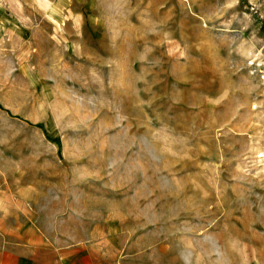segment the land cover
I'll list each match as a JSON object with an SVG mask.
<instances>
[{
	"label": "rangeland",
	"instance_id": "obj_1",
	"mask_svg": "<svg viewBox=\"0 0 264 264\" xmlns=\"http://www.w3.org/2000/svg\"><path fill=\"white\" fill-rule=\"evenodd\" d=\"M31 232L264 264V0H0V264Z\"/></svg>",
	"mask_w": 264,
	"mask_h": 264
},
{
	"label": "crops",
	"instance_id": "obj_2",
	"mask_svg": "<svg viewBox=\"0 0 264 264\" xmlns=\"http://www.w3.org/2000/svg\"><path fill=\"white\" fill-rule=\"evenodd\" d=\"M34 232L36 231L34 230ZM32 235L33 232H31L30 235H27V237L32 239ZM32 240L35 242H29L26 240L23 241V246L20 248L22 251L20 250L21 253L19 254V256H21L20 264H70L66 257H62V250L59 248L46 247L43 245L44 241L41 237H38V235H36V238ZM24 249H26V252ZM76 249L77 250L74 251L79 256L84 254L80 257L74 258L76 262L79 264H94L92 254L90 252H84V249L86 248Z\"/></svg>",
	"mask_w": 264,
	"mask_h": 264
}]
</instances>
